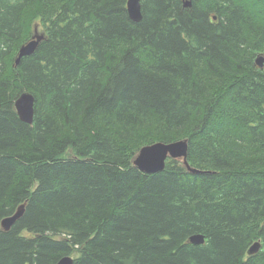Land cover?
Instances as JSON below:
<instances>
[{"label":"trees","instance_id":"1","mask_svg":"<svg viewBox=\"0 0 264 264\" xmlns=\"http://www.w3.org/2000/svg\"><path fill=\"white\" fill-rule=\"evenodd\" d=\"M126 1L0 0V264H264V0Z\"/></svg>","mask_w":264,"mask_h":264},{"label":"water","instance_id":"2","mask_svg":"<svg viewBox=\"0 0 264 264\" xmlns=\"http://www.w3.org/2000/svg\"><path fill=\"white\" fill-rule=\"evenodd\" d=\"M186 5H189L187 2ZM126 9L130 19L133 22H139L142 18L140 0H127ZM40 34H34V36L19 46L17 56L15 57V64L19 63V60L23 56L30 55L36 48ZM264 62L263 56H257L256 63L262 67ZM14 107L16 109L19 118L30 124L33 120L34 113V97L28 91L21 92L14 101ZM188 141L187 139H179L170 142L157 141L151 144L140 147L133 159V165L144 173H154L161 171L168 158H175L181 160L189 172L199 173L200 170L191 168L187 162ZM23 204L19 205L16 210L8 216H5L0 221V228L2 230H9L10 227L21 217L23 214ZM189 241L193 245H201L204 242V236L201 233H195L189 236ZM260 248V241H254L247 253L253 254ZM73 258L69 255L61 257L55 264H72Z\"/></svg>","mask_w":264,"mask_h":264},{"label":"rangeland","instance_id":"3","mask_svg":"<svg viewBox=\"0 0 264 264\" xmlns=\"http://www.w3.org/2000/svg\"><path fill=\"white\" fill-rule=\"evenodd\" d=\"M144 135H145L144 132H143V133H140V134L138 135V137H137V142H140L141 137H143Z\"/></svg>","mask_w":264,"mask_h":264},{"label":"bare ground","instance_id":"4","mask_svg":"<svg viewBox=\"0 0 264 264\" xmlns=\"http://www.w3.org/2000/svg\"><path fill=\"white\" fill-rule=\"evenodd\" d=\"M186 139V138H185Z\"/></svg>","mask_w":264,"mask_h":264}]
</instances>
